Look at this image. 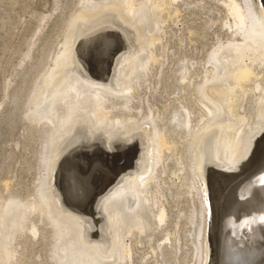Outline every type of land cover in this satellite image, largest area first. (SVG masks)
<instances>
[{"label": "bare ground", "instance_id": "bare-ground-1", "mask_svg": "<svg viewBox=\"0 0 264 264\" xmlns=\"http://www.w3.org/2000/svg\"><path fill=\"white\" fill-rule=\"evenodd\" d=\"M81 1L82 5L80 4V9L72 16V20L70 19L71 21H69L68 29L66 27L68 33L63 47L65 46L69 48V50L72 49L71 46L78 44L82 40L84 37L82 34L96 28H108L107 30L109 32L111 31L116 34L115 37L117 40H115L119 41V44H124V46H128V42L126 43L127 40L122 38L124 36L121 32L125 30L124 32H128L126 36H129L128 34L133 33L134 30V32L138 34L137 38H140V42L138 40L139 48H147L148 46H154L156 44L164 48L165 45L161 42L162 35H160L159 32L164 29L163 23L166 22L165 20L179 11L178 7L180 4L187 5V3H193V5H198L201 0H192L188 2L185 0H104L99 3L96 0ZM213 1L219 4L223 12V15L215 20L218 22L219 28H224L225 33L224 35L217 34L216 43L207 54L206 60L204 61L208 66L206 68L203 67L205 69L203 71L204 74L200 77L201 80L193 83V75L191 78H188L191 74L189 73V66L186 65L187 63L181 65L176 71L178 72V81L184 82L188 80L187 84H193V90H195L196 94L195 104L203 107L198 108L199 114L186 106L187 104L183 105L180 103L181 106L173 107L171 115L169 114L170 118L167 127H162L157 123L158 120L156 121V119H158V117L155 119L154 115H152L153 112L152 114L151 112L145 114L141 120L137 119L133 113V109L136 108L132 103L134 99L132 100L128 97L124 98L125 95L123 96L121 94L126 86H131L132 90L136 92L143 84L142 78L145 75L147 76V72L150 70L148 69L143 75L140 76L139 74V76H137L136 73L138 74L139 72H136L135 67L139 65V58L136 59L135 57H132L128 62L126 61L127 64L122 69L124 80L121 85L122 90L118 89L116 92H114V87H111L113 89L111 90L105 84H98L90 80L88 76L86 77L87 74L78 71L80 69L76 70L77 68L63 67L61 62L62 57L57 58V62L58 60L59 62L55 65L53 70L48 73L47 77L43 76L39 85L34 84L36 89H34L35 87L33 85L34 91L32 90L30 92L26 101L27 104L25 108L27 112L25 111V116L31 124L30 129H33L35 131L34 133L37 132V135L42 141L39 158L43 174L37 179L33 195L21 197L10 193L4 198L1 196L0 264H15L19 261L20 256L15 249L16 245H20L19 243L27 240L24 239L23 241H19V237L25 234L26 236H23L29 239V235L34 236L39 233L41 227L40 225L38 226L37 223L49 226L50 228L51 234H49V242L51 247L49 249V257L55 264H116L117 261L120 263V261L123 260L126 261V264H131L133 260L132 243L139 241L137 239L135 240V238L142 233H144L145 236L152 234V230L156 229L155 227L152 228L153 224L162 226L172 222L171 220L169 221L170 218L168 219L167 208L164 205L163 199L159 198L160 195L162 198L163 194H161L158 189L150 190L152 192L151 194L148 192L145 194V192H143L145 188L140 186L138 189L136 188L137 182L139 181V172L141 176H143L148 166L147 150L149 145H151L150 141L153 142L154 150L156 149L158 160H163L165 158L162 157L165 152H169L171 155L174 154L179 144L182 147V153L180 152V154H183V157L177 159L178 161L176 162L172 174L177 176V178H181V186L185 187V193L192 198V201L198 200L199 202V207H196L197 209L193 207L192 210H194H190L191 212L187 215L189 223L195 226L194 234L193 236L191 235L194 238V241L191 239V242L193 241L195 264H199L203 253L204 245L202 239L205 224L208 220L207 217H209V229H211V224L216 213L215 208H221L222 203L225 204L224 209L222 211L219 209V212H217L223 217L218 232L220 238L221 236L224 237L225 233L223 231L226 228L227 221H229L227 218L228 216L230 218L232 216L229 214V211L231 212L232 208L237 207L234 205V201L228 199L229 196L235 195H233V192L236 184L229 188L227 192L225 191L226 194L224 195V199L221 198V195L217 198L216 195L213 194L212 186H208V189L207 187L203 189V192L208 191L211 193L206 197L207 202H209L207 209L208 214L206 215L204 206L202 202H200L201 190H199L200 188L197 186L196 172L207 182L210 176L217 174V176H215L217 177L215 180L217 182L216 184L220 183L217 181L219 179L221 182L225 180L224 182L228 184L233 178L238 177V174H243L245 171L242 169L243 166L246 165L245 163L255 152V149L252 147L256 140H254L252 136L257 133L258 128L260 130L263 128L264 130V113L262 116L259 115V112L264 110V0ZM165 11L166 15L164 17L162 16V12ZM204 21H206V19ZM87 34L88 32L85 35ZM138 55L136 57H138ZM151 55L152 54H150L149 57ZM150 61L155 64L159 63L161 60L159 61L158 56L153 53ZM111 62L110 60L108 63V72L109 69L111 70ZM143 63L144 62L141 64ZM139 69L141 68L139 67ZM109 75L108 73V77ZM115 82L117 84V81ZM246 82L253 83L249 94L251 95V93L254 92L258 94V96L254 95L255 99L258 97L256 102L250 105L252 108L255 103L253 109L256 113L252 116L251 113L250 116L247 115V113L250 112L248 109H245V111L248 112L243 114H240L239 110L241 108L242 110L244 109L245 106H243L242 102L244 100L246 102L247 96L249 95L247 94L249 92L248 89L244 90L247 88V86L245 87ZM111 84H113V82ZM250 84L248 86H250ZM117 85H119V83ZM128 89L130 90V88ZM126 94L128 95L130 93L128 92ZM245 96L247 98L244 99ZM249 110L251 109L249 108ZM118 111H122L123 115H121L122 113H118ZM255 111H252V114ZM193 116H195V119ZM260 118L263 119V123ZM172 121L173 125L171 124ZM150 125L153 126L154 129V141L152 138V140H147L145 135L147 132H145V129H148V127L145 128V126ZM118 130H122L123 132L121 131L122 133H119ZM116 131L118 133H116ZM139 133H141V135H139ZM173 134L180 137L179 141L176 140L179 137ZM215 134L216 138L214 144H212L213 140H211V138ZM170 135H173L176 139H172V136L169 137ZM128 144H134L132 148L136 150L138 156L136 155L135 158L139 160L141 168L139 171H135L134 175L128 176L124 184L120 185L118 183L119 186L112 189V194H110V197L106 200L103 209H99V206L93 207V217L95 218L96 216L98 219L101 218L99 221H102V219L104 220L106 224V233L103 235L101 234V237H99L101 238V242H95L92 238L90 242L87 239L88 230L90 227H94L93 225L95 224L94 219L92 222L89 221L92 212H86L88 215L82 213L83 215H79V217L77 214H68V211V213L64 211L61 204L67 202V200H65L63 192L56 183V172L62 162L65 161L66 156L69 155L68 153L71 154L75 148L107 150L109 153H114L117 148H124ZM139 146H143L142 149ZM163 168L164 167L161 169L163 170ZM263 169L264 166L262 167V170ZM204 170H208V177L206 173L203 172ZM226 172H229L227 177H220V175L223 173L226 174ZM158 177L157 174L154 176V183H156ZM135 182L136 185L134 184ZM80 185L81 184L78 186ZM243 188H248L247 190H249L248 192L250 193V195H244V199L251 200L252 196L253 199L256 197L257 201L255 199L250 202L245 201L247 205L244 203L242 208H236V210L241 209L244 212L238 217L240 228L244 222H249V229L252 223H256L257 221L264 224V171L259 177H255L254 175V178ZM72 189H70V191ZM79 190L80 189L77 191L79 192ZM135 192L140 198L142 197L141 202L137 201V199L135 200V197L137 198ZM74 194H76V192ZM237 194L241 195L243 193L239 190L236 192V196ZM258 199L263 200V203L257 204ZM111 201L115 202V206L111 205ZM85 222H90L88 229ZM172 223L175 228L177 222L173 221ZM102 225L103 224H101V226ZM240 228L238 237H241L240 234L243 230ZM150 230L152 232L147 234L146 231ZM162 230H164V228ZM176 231L172 229V231L168 230V232H165L163 241L161 240L162 242L156 243V246L150 245L151 250L154 251L156 248H159V250L166 249L164 248L166 245H169L170 248H176V244L179 245ZM253 231L256 232V228H254ZM263 232L261 234H263ZM244 235L246 238H249L251 234L245 232ZM126 238H129V241L132 239L129 245L124 241ZM238 239L237 241H239ZM109 240L114 244L115 240L118 241L117 250L119 255L118 258L113 259L112 262L106 261L108 258H105L106 253L104 252L111 251L107 245ZM235 241L236 239L233 242L235 243ZM211 242L210 236L208 244H205V256H207L206 261L208 263L211 261ZM27 244H29V242ZM239 244L241 245L240 241L237 243L238 247ZM243 245L241 246L243 247ZM255 246H257V244ZM108 249H110V251H108ZM232 252L237 256L241 251L239 248L236 252ZM206 261L205 263H207Z\"/></svg>", "mask_w": 264, "mask_h": 264}, {"label": "rangeland", "instance_id": "rangeland-1", "mask_svg": "<svg viewBox=\"0 0 264 264\" xmlns=\"http://www.w3.org/2000/svg\"><path fill=\"white\" fill-rule=\"evenodd\" d=\"M96 1L99 3L104 0ZM185 1L188 2L192 0ZM80 4L82 5L81 0H0V199L1 196L4 198L10 193L21 197L33 195L37 179L41 174H43L39 158L42 141L37 135V132L34 133L35 131L30 129L31 124L25 116V113L27 112L25 107L30 92L36 89L35 85L40 84L43 76L47 77L48 73L53 70L55 65L59 62V60L57 62L58 57H62L61 62L63 67L77 68L76 70L80 69L78 71L82 73L84 72L83 74H87L86 77L88 76L90 80L95 81L98 84H105L111 90H113L112 88L114 87V92L118 91V89L122 90L121 85L124 81L122 69L127 64L128 60L132 57H135L136 59L139 58V65L135 67L136 72L139 73H136V75L139 76L140 74L141 76L145 73V71L150 69L148 70L149 72H147V76L145 75L142 78L143 80L141 79L143 81L142 86H140L136 92L132 90L131 86H126L124 88L125 90L121 93L123 96L125 95L124 98L128 97L132 100L134 99L132 103L136 108L133 109V113L139 120H141L145 114H149V112L152 114L153 112L152 115H154V118L156 119L158 117V119H156V121L158 120L157 123L162 127H167L173 107H180V103L183 105L187 104L186 106L190 107L198 114L200 113L198 108H203L201 105L198 106V104H195L196 94L195 90H193V84H187L188 80L184 82L178 81V72L176 71L179 67H181V65L187 63L186 65L189 66V73L191 74L188 78H191L193 75V83L201 80L200 77L204 74L203 71L208 66L204 63V61L206 60L209 51L216 43L217 34L224 35L225 33L224 28H219V24L216 21L223 15L221 7L218 3L213 0H201L198 5H193V3L181 5L179 3V11L165 20L166 22L163 23L164 29L159 32L160 35H162L161 42L165 45L164 48L158 44L148 46L149 48H139L138 40L140 38H137L138 34L134 32V30V34H128L129 36H126L128 32H124L125 30L121 32L124 36L121 37L125 38L124 40H127L126 43L128 42V46H124V44H119V41H116V34L111 31L109 32L107 30L108 28H96L87 31V35H85L87 32L82 34V36H84L82 40L78 44L71 46L72 49L69 50V48L65 46L63 47L68 33V24L69 21L72 20V16H74L78 9H80ZM165 15L166 11L162 12V16L165 17ZM205 19L206 21H204ZM153 53L158 56V60L162 61H160L161 63L159 62L154 64L150 61ZM150 54L152 55L149 57ZM137 55L138 57H136ZM110 60L112 61L110 64L111 70L109 69L108 72V63ZM142 62L144 63L141 64ZM139 67L144 71L139 69ZM108 73L110 74L109 77ZM115 81H117V84L119 83V85H117ZM112 82L113 84H111ZM246 83L245 87L247 86V88L244 90L248 89L249 92L247 91L248 93H246L249 94L253 83ZM249 84L250 86H248ZM128 88H130V90ZM128 92L130 94L127 95L126 93ZM255 93L256 92L251 93V95L253 94L252 96L249 94L250 98L249 95H246L248 98L246 96L244 97V99L247 98L248 100L246 99V102L245 100L242 102L245 107L243 110L242 108L239 109L240 114L250 111L247 113L248 116H250V113L251 116L255 115L256 111L253 109L255 103L252 108L250 107V105L258 99V97L255 99L254 95L258 96V94ZM249 108L251 110H249ZM245 109H248V111H245ZM252 111L255 112L252 114ZM118 113H122L121 115H123L122 111H118ZM263 113L264 110L260 111L259 115L262 116ZM193 117L195 119V116ZM260 120L263 123V119L260 118ZM171 124L173 125V121ZM146 127H148V129H145V132L147 131L145 134L147 140L153 139L154 141L153 126L150 125L145 126V128ZM121 131L122 130H118L119 133L123 132ZM118 132L116 131V133ZM139 135H141V133H139ZM173 135L176 136L175 134ZM173 135H170L169 137L172 136V139L179 137H174ZM252 137L256 140L252 147L255 149L254 154L251 156L252 158L250 157L245 163L247 166H243L242 169L245 170L243 174H238V177L233 178L228 184L227 182H224L225 180L221 182L220 179L217 180L220 183L216 184L217 182L215 180L217 177L215 176H217V174L210 176L207 182L198 172H196L197 186H199L198 188L201 190L200 202H202V205L204 206L206 215L208 214L207 209L209 204L206 197H208L211 193L208 191L203 192V189L205 187L208 189V186H212L213 194L216 195L217 198L221 195V198L224 199V195L229 188L236 184L233 192V195L235 194V198L234 196H229L228 198L230 201H234V205L237 206L236 208H242L244 203L247 205V202L245 201L250 202L254 199L257 201V198L255 197L253 199L252 196L251 200L244 199V195H250V193L248 192L249 190H247L248 188L246 189L243 187L254 178V175L255 177H259V175H261L264 171V169L262 170V167L264 166L263 128H261V130L258 128L257 133ZM215 138L216 134L211 138V140H213L212 144H214ZM179 139L180 137L176 140L179 141ZM150 143L151 145H149L147 150V171L145 170L143 176H141L139 172V181L137 182V185L136 182L134 184L137 186V189L139 186L145 188L143 191L145 194L147 192L151 194L153 189H158L159 192L163 194L162 198L161 195L159 198L163 199L164 205L167 208L168 219L170 218L169 221H176L178 226L176 225L175 229L172 222V224L169 223L162 225L163 227L153 224L152 228L155 227L156 229L152 230L153 232L151 230L146 231L147 234L152 232L153 235L150 234L151 236H145L144 233L138 235L135 240L137 239L139 241L132 243L133 260L131 264H195L193 251L194 246L192 245V242L194 241L192 236L194 234L195 226L194 224L189 223L187 215L194 210H192L193 207H195V209H197L196 207H199V202L198 200L192 201V198L185 193V187L181 186V178H177V176L172 174L176 162L178 161L177 159H181L183 157V154H180V152L182 153V147L179 144L178 149L174 152V154H172L173 156L169 152H165L162 156L165 158H162L163 160H158L156 149L154 150L153 148V142L150 141ZM133 145L134 144H128L125 146L126 148L119 147L114 153H109L107 150L103 151L80 147L75 148L71 154L68 153L69 155H67L65 161L63 160L64 162H62L63 165L61 164L58 168L55 179L57 185L63 192L65 200H67V202H63V204H61L64 211L66 213L69 212L68 214H77V216H82L83 214L92 212L93 207L99 206V209H103L106 200L110 197V194H112V189L119 186V184H124L128 176L134 175L135 171H139L141 168L139 160L135 158L137 154L136 150L132 148ZM142 147L143 146L140 148L142 149ZM162 167L165 169L163 168L162 170ZM203 172H205L206 175L208 174V170H204ZM155 173L159 176L156 183H154ZM228 173L229 172H226V174L223 173L220 177H227ZM79 184L81 185L78 186ZM70 189L72 190L70 191ZM78 189H80L79 192L77 191ZM239 190L243 194L238 195L240 193L239 192L236 196V192ZM75 192L76 194H74ZM135 195H137L135 200L137 199V201L141 202L142 197L140 198L136 192ZM261 203H263V200L258 199L257 204ZM111 205L115 206V202L111 201ZM224 205L225 204L222 203L221 208H219L221 211L224 209ZM236 208H232L231 212L229 211V214L232 216L231 218L228 216L227 219H229V221H227L226 228L223 231L225 235L224 237L221 236V238L219 237L220 234L218 231L223 217L217 213L219 212L218 207L215 208L216 213L211 224V229H209V217H207L208 220L205 224L202 239V243L204 245L203 253L199 264H204L207 259V256H205V244H208L210 236L212 241L211 261H209L210 263L206 261L207 263L205 264H244V262L245 264H264V224L257 221L256 223L254 222L255 225L252 223L251 228L249 229V222H244L245 224L243 223L240 228L238 217L244 212L241 209L236 210ZM92 213L89 221L92 222L94 219L95 224L93 225L94 227H90L88 230L87 239L90 242L92 240L95 242H101V238L99 237H101V234L103 235L106 233V224L103 219L102 221H99L101 218L98 219L96 216L94 218V213L93 215ZM89 223L85 222L87 229L89 227ZM37 224L41 227V231L39 233L34 236L29 235V239L28 237L25 238V234H22L19 237V241H23L24 239L27 240H24L25 243L22 242L24 244L19 243L20 245H16L15 249L17 254L20 256L19 261L16 262L17 264H55L49 257V249L51 247L49 242V234H51L50 228L49 226L42 225L41 223ZM101 224L103 225L101 226ZM161 228H164L165 231ZM239 228L243 229L240 234L243 239L238 237ZM254 228H256V232L253 231ZM167 229L169 231H172V229L175 231L177 230V242L179 244H176L177 249L175 247L170 248L169 245H166V247H164L166 249L159 250V248H156V250L152 251L150 245L156 246V243L158 244L162 242L165 232H168ZM245 232L251 234L249 238L245 237ZM262 232L263 234H261ZM234 237L236 241L238 238L241 239L238 240L241 245L244 244L243 247L240 244L239 247L237 246L239 241H235V243L233 242L235 240ZM191 239H193L192 242ZM131 240L129 241V238L124 239L128 245ZM199 240L201 242L200 238ZM28 242L29 244H27ZM113 244L114 243L109 240L107 245L111 251L110 249H108L110 252L104 251L106 253L105 258H108L106 261L108 262H112L113 259H117L119 255L117 250L118 241L115 240L114 245L116 246ZM256 244L257 246H255ZM239 248L241 252L237 255V257L232 251L236 252ZM226 255L231 256L227 257ZM117 263L118 261L116 264ZM118 264H126V261H120Z\"/></svg>", "mask_w": 264, "mask_h": 264}]
</instances>
